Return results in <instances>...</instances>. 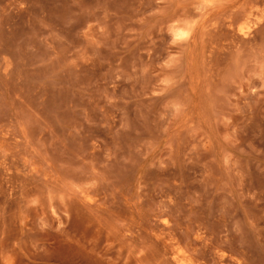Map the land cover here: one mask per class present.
<instances>
[{"label": "clouds", "instance_id": "clouds-1", "mask_svg": "<svg viewBox=\"0 0 264 264\" xmlns=\"http://www.w3.org/2000/svg\"><path fill=\"white\" fill-rule=\"evenodd\" d=\"M0 264H264V0H0Z\"/></svg>", "mask_w": 264, "mask_h": 264}]
</instances>
